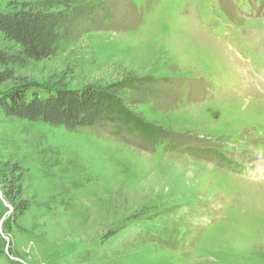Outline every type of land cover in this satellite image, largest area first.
<instances>
[{"label": "rangeland", "instance_id": "1", "mask_svg": "<svg viewBox=\"0 0 264 264\" xmlns=\"http://www.w3.org/2000/svg\"><path fill=\"white\" fill-rule=\"evenodd\" d=\"M49 1L96 16L26 79L130 83L136 133L0 112V264H264V0Z\"/></svg>", "mask_w": 264, "mask_h": 264}, {"label": "trees", "instance_id": "2", "mask_svg": "<svg viewBox=\"0 0 264 264\" xmlns=\"http://www.w3.org/2000/svg\"><path fill=\"white\" fill-rule=\"evenodd\" d=\"M95 14L83 5L49 0L0 12V90L4 89L0 92V112L5 118L68 131L121 121L129 132L136 133L131 122L124 124V93L132 89L130 83L75 91L63 84L39 88L26 79L29 63L54 56L58 44L73 37L80 21ZM7 190L5 196L11 201L12 189ZM17 208L18 213L25 211L23 206Z\"/></svg>", "mask_w": 264, "mask_h": 264}, {"label": "water", "instance_id": "3", "mask_svg": "<svg viewBox=\"0 0 264 264\" xmlns=\"http://www.w3.org/2000/svg\"><path fill=\"white\" fill-rule=\"evenodd\" d=\"M0 199H1V201H3V203H5L6 204V202H4V200L2 199V196L0 195ZM10 209V208H9Z\"/></svg>", "mask_w": 264, "mask_h": 264}]
</instances>
